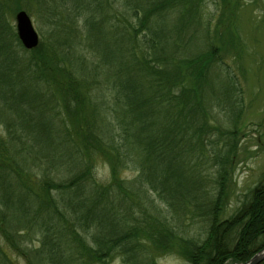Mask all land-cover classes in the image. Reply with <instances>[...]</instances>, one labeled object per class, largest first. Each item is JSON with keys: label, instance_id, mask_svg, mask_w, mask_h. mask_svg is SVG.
Wrapping results in <instances>:
<instances>
[{"label": "trees", "instance_id": "16d2710c", "mask_svg": "<svg viewBox=\"0 0 264 264\" xmlns=\"http://www.w3.org/2000/svg\"><path fill=\"white\" fill-rule=\"evenodd\" d=\"M145 4L141 8L126 0V25L117 21L115 27L109 19L107 32L103 10L110 8L109 1L77 0L76 17L94 11L84 24L99 62L109 66L104 83H108L111 105L100 132L93 116L97 106L85 102L84 98L88 101L92 96L72 66L62 65L64 61H58L48 48L28 51L21 46L29 57L17 58L15 49L19 48L5 39L0 22V117L4 112L14 117L10 120L14 123L6 124L7 141L0 138V237L25 260L29 251L15 242L14 234H23L31 226L41 228L33 251L37 264H106L116 255H125L124 264H145L146 243L139 239L143 237L157 251L177 254L187 264H246L264 248V170L234 213L225 217L235 143L231 142L213 170L202 167L218 157L212 148L213 128L207 123V114L200 125L194 124L197 110H204L198 106L202 104L201 88L206 85L204 55L210 59L213 51L190 58L167 54L163 48L166 40L158 37L162 28L158 32L156 27L174 9L175 1L147 0ZM15 9L28 11L27 6ZM23 69L36 82L34 88L21 83ZM187 80L192 87L186 86ZM38 85L51 91L50 95L42 96L44 91L37 90ZM56 98V104L70 112L82 149L89 155L101 150L99 155L110 169L108 183L94 181L90 165L63 180L59 173L38 178L15 160L12 148L27 164L38 160L35 148L49 144L48 126L39 120L37 110ZM86 106H90V120L83 115ZM16 127L19 132L14 131ZM65 137L72 142L74 135L66 132ZM133 160L138 164L137 182L146 184L170 209L167 218L157 212L165 222L150 215L141 220L131 213L132 207L121 202L128 189L119 171ZM197 161L204 162L203 170L197 168ZM130 216L141 226L133 234L122 228H129L125 217ZM180 220L186 221L182 235L178 232ZM132 240L134 244L125 254L124 244Z\"/></svg>", "mask_w": 264, "mask_h": 264}, {"label": "rangeland", "instance_id": "374dc122", "mask_svg": "<svg viewBox=\"0 0 264 264\" xmlns=\"http://www.w3.org/2000/svg\"><path fill=\"white\" fill-rule=\"evenodd\" d=\"M108 1L110 8L105 6L103 10V15H107L108 22L105 26L107 32L111 22L116 27L117 21L126 25L125 21L128 19L125 14L126 0ZM132 1L141 8L147 2V0ZM160 1L162 0H153V2ZM174 1L175 4L171 5L174 9L165 21L156 27L158 32L162 28L163 33L158 37L160 40L162 38L166 40L163 44L166 53H176L190 58L198 53L213 51V57L210 59L207 53L204 55L206 60L204 59L203 65L206 68L203 76L206 85L201 88L199 99L202 104L198 105L200 108L204 107V110H197L194 124L200 125L207 116V123L213 128L212 148H215L218 157L204 164L203 169L213 170L214 164L229 150L231 142L235 143L234 151H231L233 166L231 176L228 177V201L224 210V216L227 217L234 213L244 196L254 188L264 170V0ZM76 4L77 0H32L31 3L22 0L20 3L18 0H0V15L3 17L0 22L6 33L5 39H9L13 47L19 48L15 49L16 57H29V54L20 50L21 44L16 36L14 19L19 11H24L28 15L38 35L36 48L43 51L48 48L58 61H64L62 65H71L82 81L85 91L87 90L92 96L88 101L84 99L85 102L97 106L93 116L96 117V131H99V128H103V116L107 113L105 111L111 105L110 92L107 91L108 83H104L105 72L108 71L109 66L99 62L96 55L98 52L93 50L94 42L84 24L86 16L90 18L94 15V11L88 12L86 16L76 17L74 12ZM17 6H27L28 11L17 10L15 9ZM174 40L176 42H173ZM26 72L23 69L21 83L34 88L32 84L36 82ZM40 86L38 85L37 90L42 92V89L45 95L40 94L48 97L51 91ZM186 86L192 87L193 83L187 80ZM56 96L60 97L59 94ZM57 98L51 103L43 104L42 110H37L39 120L46 125V128L48 126L45 130L50 138L47 146L33 150L37 159L41 160L26 164L23 157L12 148L15 160L25 171L35 174L38 178H44L46 173L48 176L59 173L60 179L63 180L84 170V165H90L88 169L93 180L101 184L108 183L111 178L110 169L104 158L99 155L101 150L89 155L82 149L80 139L73 131L75 123L71 121L72 116L64 107L56 104ZM71 107L73 108L74 105L71 104ZM71 107L68 108L74 113ZM83 113L84 117L89 118L90 106H86ZM203 114L207 115L204 117ZM13 118L10 112H4L0 117L1 139H7L6 124L13 122L10 121ZM14 131L19 132L18 127ZM66 132L71 136L74 135L72 142H69L70 138L66 139ZM228 133H234V136H226ZM10 155L12 157L11 153ZM126 163V169L119 171L118 175L128 189L121 197V202L132 207L131 213L133 211L136 217H141V220L150 215L165 222L157 212H161L167 218L170 211L166 208L167 204L163 199L152 194L146 184L137 182L139 170L136 161ZM197 163V168L203 170L201 163L204 162L197 161ZM11 183L13 184V179ZM125 218V226L130 229L122 226L124 232L130 231L133 234L141 227L133 221L135 216ZM37 220L40 223L42 216ZM138 222L143 221L138 220ZM185 222L180 220L178 226L181 235L185 231ZM40 230L39 226H31L23 234H14L15 242L29 251L27 260L10 249L0 237V250L4 252L0 255V264H37L33 251L41 238ZM139 239L146 243L143 246L147 248L144 253L147 258L144 260L145 264H187V261L177 254L167 252L164 254V251L159 252L151 247L144 237ZM132 244H134L133 240L124 244L125 254L132 248ZM125 258V255L124 257L116 255L106 264H124Z\"/></svg>", "mask_w": 264, "mask_h": 264}, {"label": "water", "instance_id": "95a60500", "mask_svg": "<svg viewBox=\"0 0 264 264\" xmlns=\"http://www.w3.org/2000/svg\"><path fill=\"white\" fill-rule=\"evenodd\" d=\"M15 31L19 43L25 50L35 49L38 45V35L35 32L31 20L24 11L15 15ZM264 259V248L255 254L246 264H257Z\"/></svg>", "mask_w": 264, "mask_h": 264}]
</instances>
